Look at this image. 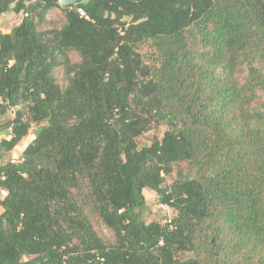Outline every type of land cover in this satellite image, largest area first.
Instances as JSON below:
<instances>
[{
    "label": "trees",
    "instance_id": "trees-1",
    "mask_svg": "<svg viewBox=\"0 0 264 264\" xmlns=\"http://www.w3.org/2000/svg\"><path fill=\"white\" fill-rule=\"evenodd\" d=\"M9 13L0 264H264V0H0ZM147 189L171 222H146Z\"/></svg>",
    "mask_w": 264,
    "mask_h": 264
},
{
    "label": "rangeland",
    "instance_id": "rangeland-1",
    "mask_svg": "<svg viewBox=\"0 0 264 264\" xmlns=\"http://www.w3.org/2000/svg\"><path fill=\"white\" fill-rule=\"evenodd\" d=\"M24 18V13L15 14V13H9L7 15H4L0 17V35L8 33L11 28L15 25H18L21 23V21ZM46 20L48 22V28H60L64 24L65 16L62 13L61 10L57 9L51 13H49L46 16ZM73 60L75 62H78L80 60V57L78 53H73ZM56 77L61 85L64 84V74L63 71L58 68L56 69ZM243 75H240V78H243ZM243 80V79H242ZM14 114L12 112H9L5 117H2L0 119V124L2 125L7 120L13 119ZM37 127L33 126L31 129L29 135L17 146L10 154H8L4 160V162H20L22 153L25 151V149L28 147V145L35 139ZM7 138H10V131H0V140ZM187 172V165L182 164L177 166V168L174 170V173L166 178V182L164 184V187H170L172 184H174L178 180H182L184 176L180 175L182 173ZM144 195L146 198V204H147V210L144 214V218L147 223H160L163 224L165 220H168L169 218H173L175 215V212L168 206L161 205L158 201V196L155 192L151 190H145Z\"/></svg>",
    "mask_w": 264,
    "mask_h": 264
},
{
    "label": "water",
    "instance_id": "water-1",
    "mask_svg": "<svg viewBox=\"0 0 264 264\" xmlns=\"http://www.w3.org/2000/svg\"><path fill=\"white\" fill-rule=\"evenodd\" d=\"M59 2L61 4V6H63V7H72V6L83 4L86 2V0H59ZM139 19H141V16H137V15L134 16L131 20V24L136 23ZM182 181L184 182L185 179H182Z\"/></svg>",
    "mask_w": 264,
    "mask_h": 264
},
{
    "label": "built area",
    "instance_id": "built-area-1",
    "mask_svg": "<svg viewBox=\"0 0 264 264\" xmlns=\"http://www.w3.org/2000/svg\"><path fill=\"white\" fill-rule=\"evenodd\" d=\"M79 12H80V14H81L83 17H86V18H87L86 13H85L83 10L80 9ZM169 222H171L170 219H169V220H165L164 223H163V225L166 224V223H169Z\"/></svg>",
    "mask_w": 264,
    "mask_h": 264
}]
</instances>
